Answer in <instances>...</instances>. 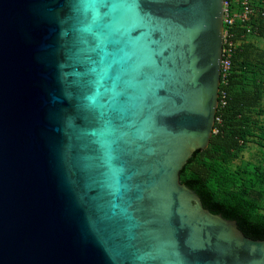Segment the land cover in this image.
<instances>
[{
  "label": "water",
  "instance_id": "95a60500",
  "mask_svg": "<svg viewBox=\"0 0 264 264\" xmlns=\"http://www.w3.org/2000/svg\"><path fill=\"white\" fill-rule=\"evenodd\" d=\"M223 0H0V264H264L179 173L209 144Z\"/></svg>",
  "mask_w": 264,
  "mask_h": 264
},
{
  "label": "trees",
  "instance_id": "16d2710c",
  "mask_svg": "<svg viewBox=\"0 0 264 264\" xmlns=\"http://www.w3.org/2000/svg\"><path fill=\"white\" fill-rule=\"evenodd\" d=\"M250 5L254 10L250 21L251 34L261 35L264 3L262 0H250ZM232 32L234 40L246 35L239 22ZM263 78L264 56L252 61L246 49L235 48L227 83L219 86V90L226 94L225 105H220L219 94L209 144L204 150L194 151L179 173L180 182L198 195L203 208L234 220L238 229L251 239H264V160L256 170L245 171L243 188L237 187L240 179L236 173L226 169L225 163L235 157L236 151L246 143L250 114L259 106L263 94ZM262 136L264 140V131ZM255 188L258 198L253 200L248 194Z\"/></svg>",
  "mask_w": 264,
  "mask_h": 264
},
{
  "label": "rangeland",
  "instance_id": "374dc122",
  "mask_svg": "<svg viewBox=\"0 0 264 264\" xmlns=\"http://www.w3.org/2000/svg\"><path fill=\"white\" fill-rule=\"evenodd\" d=\"M251 35V34H250ZM261 78V77H260ZM264 80V78L262 79ZM263 82V81H262ZM263 94L260 98L259 106L250 114V123L245 132V144L236 151V156L225 163L226 169L239 177L237 187H245V171L252 172L261 167L264 160V140L262 139L264 131V83ZM216 131V130H214ZM249 198L256 200L258 198L257 189H252Z\"/></svg>",
  "mask_w": 264,
  "mask_h": 264
},
{
  "label": "built area",
  "instance_id": "2783aa9c",
  "mask_svg": "<svg viewBox=\"0 0 264 264\" xmlns=\"http://www.w3.org/2000/svg\"><path fill=\"white\" fill-rule=\"evenodd\" d=\"M264 3V0H262ZM254 15L253 7L250 5V0H223L222 10V51L220 61V84L219 86L227 83V78L231 69V59L236 48L235 40L233 39V27L237 22L242 24L245 34L252 33L251 17ZM220 94L219 103L221 106L225 105V91L219 90ZM218 107V103H217ZM219 121L218 118H216ZM213 132V131H212Z\"/></svg>",
  "mask_w": 264,
  "mask_h": 264
},
{
  "label": "crops",
  "instance_id": "0c3cea01",
  "mask_svg": "<svg viewBox=\"0 0 264 264\" xmlns=\"http://www.w3.org/2000/svg\"><path fill=\"white\" fill-rule=\"evenodd\" d=\"M262 31L261 35L250 33L251 35L248 34L241 39L235 40L236 48L246 49L252 61L261 55L264 56V29Z\"/></svg>",
  "mask_w": 264,
  "mask_h": 264
}]
</instances>
